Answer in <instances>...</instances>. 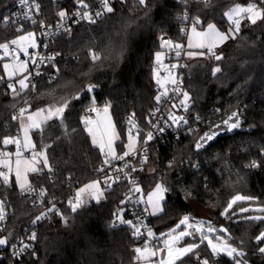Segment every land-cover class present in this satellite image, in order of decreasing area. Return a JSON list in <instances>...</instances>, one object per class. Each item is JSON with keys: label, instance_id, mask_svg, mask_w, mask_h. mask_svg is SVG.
<instances>
[{"label": "trees", "instance_id": "1", "mask_svg": "<svg viewBox=\"0 0 264 264\" xmlns=\"http://www.w3.org/2000/svg\"><path fill=\"white\" fill-rule=\"evenodd\" d=\"M14 1L0 0V43L16 36L10 27L2 24L7 8ZM62 1L56 5L54 0H39L48 21L56 18L62 6H72L76 0ZM252 2L255 0H212L210 7L197 2L192 7L191 20L199 17L200 27L213 23L225 30L228 20L224 13L236 4ZM112 8L113 12L103 14L96 23L80 25L57 40L55 47L62 60L56 79L47 81L43 76L33 93L23 92L15 98L13 94H0L2 138L18 134L19 124L12 116L16 108L28 107L24 100L29 101L30 110L34 111L54 103V96L80 92V99L73 100L64 113L67 133L55 119L44 126L43 135L33 132L37 150L52 144L48 156L53 171L42 176L32 174L30 183L32 187H45L48 196L59 205L60 213L39 226L32 254L14 260L9 255L10 247L6 246L0 248V264H130L133 261L132 248L136 242L131 227L126 223L118 228L112 225L116 213L123 215L125 221L129 218L122 205L124 188L106 191L102 201L86 202L76 211L67 203L74 189L95 178L102 161L100 150L93 146L85 131L83 113L90 106L102 105L110 107L120 128L127 115L135 116L142 124L146 122L156 104L158 80L153 64L160 51L159 39L163 33L175 40L181 38L184 0H147V7L136 0H118ZM243 21L234 38L219 48L217 55L222 59L214 56L188 60L184 90L189 96L191 114L200 117L203 124L193 137L165 145L153 143L149 165L140 175V184L144 194L157 182L169 189L166 214L151 218V228L159 238H165L161 234L168 233L184 216H191V203H195L213 210L215 226L227 227L230 242L244 252L238 259L245 264H264V254L258 250L264 247V242L258 243L255 239L264 230V222L243 219L248 215H264L254 211L264 207V22L258 20L253 25L245 18ZM90 52L98 53L100 59L93 63ZM216 68L220 71L214 74ZM0 77H5L2 61ZM69 81L71 85L62 86ZM89 84L99 88V92L84 94ZM233 112L240 113V127L228 132L227 127L221 126L217 139L203 155L197 154L196 139L222 124ZM6 150L13 152L14 147L7 146ZM226 154H229L227 158ZM195 156L205 160L198 171L184 165ZM169 160L174 161L171 168L167 165ZM226 160L228 168L224 166ZM252 162L259 167H249ZM226 170L228 176H220ZM236 195L254 199L237 203L224 217L222 213ZM0 200L11 212L9 227L37 215L14 180L8 187L0 183ZM241 208H250V211L241 213ZM198 250L202 258H210L205 244ZM187 264H197L195 256ZM217 264H234V259L220 256Z\"/></svg>", "mask_w": 264, "mask_h": 264}, {"label": "snow or ice", "instance_id": "2", "mask_svg": "<svg viewBox=\"0 0 264 264\" xmlns=\"http://www.w3.org/2000/svg\"><path fill=\"white\" fill-rule=\"evenodd\" d=\"M198 3L203 4L204 7H210L212 4V0H197ZM77 3V12L76 15L79 16L81 19H87L89 22L94 23L95 20L93 19L92 15L88 11H83L84 9L88 8V5L84 3V0H76ZM103 6L105 10L109 13L113 12L114 9L109 6L110 0H102ZM138 3L140 5H143L147 7V0H138ZM20 4L22 6H25L28 8V12H25L24 15L26 18L31 19L29 16V12L32 11L33 7L36 9V11H39V4L35 2V0H20ZM59 17L61 19H64L68 16L67 12L64 10H61L58 13ZM96 16H100L101 13L97 12L95 14ZM224 15L231 21L232 27H230L228 32H221L219 31L214 24L209 23L207 26V30L204 32H197L196 27L198 24L201 23V20L199 17L193 18V25H192V32L197 36L200 37V41L195 45L197 48H207L209 53H213V48L220 43H223L229 39H233L234 36L232 35L233 32L238 33L241 29L242 21L241 16L245 18V20L253 25L257 23V21L264 22V0H255V2L247 3L246 5H240L236 4L233 8H231L228 12L224 13ZM185 19L188 18L187 13H185ZM5 23L8 22L9 18H2ZM78 22V21H77ZM33 23L35 21L33 20ZM66 31L70 32V29H66ZM17 32L21 33L18 35L15 39H12L10 41H6L3 43H0V50L3 51V55L5 57L11 55L13 52H20L23 51L26 55L27 49L29 47H36L35 42V33L33 32H27L24 33L23 25H20L17 28ZM171 41H163L162 47L168 44H171ZM191 40L189 43V47H192ZM176 49H180L182 45L176 44L174 45ZM197 53L189 52V56L196 55ZM200 55H203L204 53H199ZM58 55V53L56 54ZM161 53H156L157 61H159ZM176 55L179 56L180 52L177 51ZM90 57L93 63L98 61L100 59V56L98 53L90 52ZM13 59H16V57H13ZM54 59V56L48 57V60L51 61ZM215 59L220 60L222 59L221 55H215ZM41 62H43V58H41ZM35 63V61H34ZM27 61L20 62L17 64H9L4 63L3 69L7 76L8 81H10L7 84V88L11 91L13 94V98L20 96L25 90H28L31 88L32 90H35L36 85L31 82L29 79L30 73L28 75H22L20 78L15 79L13 81V78L18 75V73H23L27 71L26 69ZM39 67V64H37V68ZM172 67H176V65H173ZM220 69L216 68L214 69L215 72H219ZM37 75H39V72H37ZM4 77H0V80H3ZM50 79H52L50 77ZM71 81L67 82V84L62 85L64 87H67L68 85H71ZM173 83H176L175 80H173ZM18 85V87H17ZM94 85H87L86 90L88 92H92L94 90ZM83 91V89L81 90ZM185 101L189 99L188 93H183ZM54 103H49L45 107L37 108L34 111H29L31 108V105L28 100H24V103L28 105V107H21L18 110V114H14L12 116L13 121H17L19 124V132L23 133V139H21L19 132L16 136H4L0 138V145L3 147H0V183L3 184V186L8 187L11 186V177L12 175L15 176V185L20 190L21 194L24 193H31L32 191H35V189L32 187L30 181L28 180V174L29 173H42V168L40 165L42 164L43 168H47L49 172H52V166L49 162V156H48V149L52 147V144H46L42 147V149L39 152L35 151V144L32 142L30 133L35 130L39 131L41 135H43L44 132V126L51 120H58L60 125L64 128L65 133H67V127L64 125V113L65 111L70 107V104L73 100H79L80 99V92H77L75 95L66 96V95H60V96H54ZM156 99L159 101L160 97H156ZM108 107L106 106L104 108L105 118L106 122H94L90 117L84 118L82 122L86 125L85 131L88 132L89 136L92 138V144L93 146H98L100 149V152L102 155H104L105 159L103 163L105 165L109 164L111 160H124L125 157L129 156L130 154H136L137 153V139L136 137H133L131 134L132 129L129 128V136H128V143L125 145V147L128 149V151H125L123 155H117L115 148L113 147L114 140L118 139L119 137L116 135L114 130V125L111 122L110 117L107 116L108 113ZM186 107V105H185ZM90 111H96L95 107H91L89 109ZM27 113V116L25 117V114ZM240 113L239 112H233L226 120L223 121L224 125H227L228 130L236 129L240 127L241 121H240ZM168 120L172 122V124L179 125L181 122L184 124H187L188 121L184 117H176L173 114H169ZM199 119V117H197ZM133 117L129 118V123L132 124ZM96 124V127L93 128L91 125ZM151 124V121H149ZM167 123V121H165ZM102 125V126H101ZM132 127H135L134 124H132ZM153 128H156L158 132L163 133L164 127H158L157 125L153 124ZM221 127V125H215L208 132H205L203 136L199 138V140L195 143V148L200 149L203 148L206 143L213 140L214 137L218 134V129ZM72 131H75L73 129ZM189 131H195L194 129H189ZM137 136H139V133H137ZM57 140L59 137L56 138ZM154 136L151 131L147 133L146 138L144 139V143L147 144L149 141L153 140ZM55 143V141H53ZM14 145L15 146V152L8 151L7 146ZM25 150L32 151V157L31 159L22 158V153ZM148 161V155L147 150L145 149L142 153V160L141 164H145ZM169 167H173V164H169ZM249 167H259L256 162H252ZM124 168H129V164L125 163ZM140 170H143L142 168ZM98 171H105L104 168L98 169ZM116 172L124 171V169L118 168L115 169ZM137 171L136 168L132 167L130 168V172ZM129 173H125V176L127 177L130 175ZM153 172H155V169H153ZM120 178L119 176L116 177L115 180L112 179L111 175H106L104 179V184L107 185L109 188L111 187V184L109 181H112L115 183ZM131 183L135 184V180H132ZM93 189V193L91 198L95 199L97 202H99L100 198L104 195V191L100 187V181L94 180L89 184L84 185L83 188L79 189L76 193V196L74 198V201H69V204L73 211H76L78 208H80L82 205L86 203V201L82 198L81 194L85 191ZM134 191L139 192L141 189L139 187H135ZM169 189L162 183H157L155 185V188L152 192L148 193L147 197V205L151 208V215H161V218L163 214L165 213V193H167ZM44 195V190L41 189V196ZM254 197L251 196H241L236 195L232 197V199L228 202L227 208H225L222 215H226L228 213V210L232 208L233 204H235L237 201H248L253 200ZM123 203V201H122ZM55 209V206L53 205L52 209H49V211H53ZM147 211V209H145ZM248 208H241V213L248 212ZM257 213H264V207H260L254 210ZM232 215H236V213H233ZM46 216V213H42L40 216L35 217V219L32 221L33 224H35L37 221L41 220ZM6 218L5 213V202L0 200V222H3ZM188 216H184L180 222L176 225V228L171 229L168 233L161 234L162 236H167L166 239H163L162 247H156L151 245L149 242H145L144 246L137 247L134 249L136 253V259L137 264H140L141 261L144 262V264H187L188 260H191L193 256H195V259L197 261V264H209V260L207 258H202L198 253H196V249L199 248L198 243H188L184 246L177 247V242L182 239L185 236L191 235L188 231H180L178 235H174L176 232V229H179L181 225H185L188 228H191L192 225L188 223L189 221ZM243 219L247 221H254V222H264V215H248L243 217ZM122 223H129L131 224V221H121ZM200 225H203L204 221H198L197 222ZM197 232L200 233V241L201 243L204 240L208 241V247L211 249V252L213 255H220L221 253H224L230 257H233L234 264H245L244 261L241 259H238V257H242L244 255V252L237 247H234L232 244L228 243L224 240L222 236L217 235L215 239L218 241V243H213L212 239L209 238V236L205 235L202 228L197 227L195 229ZM208 232H227L226 228H220L215 229L209 226ZM140 233V230L138 228L135 229L134 235H137ZM149 238H153L155 234L149 229L147 233ZM29 240H36L37 234L35 232H32L31 235L28 237ZM256 241L258 243L264 242V230L260 231L259 234L256 236ZM9 244V238L0 236V246H5ZM11 247L14 249L13 255L17 258H21L23 253L29 249L30 245L24 244L19 249L16 248V245H11ZM259 252L264 254V247H259ZM159 258L156 259V257ZM187 258V259H186Z\"/></svg>", "mask_w": 264, "mask_h": 264}, {"label": "built area", "instance_id": "3", "mask_svg": "<svg viewBox=\"0 0 264 264\" xmlns=\"http://www.w3.org/2000/svg\"><path fill=\"white\" fill-rule=\"evenodd\" d=\"M117 1L118 0H110L109 6L112 7V5ZM35 2L39 4V11L37 12L36 9L33 7L32 11L29 12V16L31 17V19H28L24 15L25 12H28V8L22 6L20 4V0H15L12 5L7 8V14L3 17L9 18L8 22L5 23L2 19V24L7 27H10L16 36L21 34L17 32V28L20 25H23L24 33H35L34 39L36 42V47H29L27 49L28 54H25V56H22L20 52H13L11 53V55L5 57L3 55V51L0 50V57L9 60L12 63L19 62L22 59H25L28 65V71L25 75H28L29 73L31 74L29 76V79L33 84L36 85L37 88V85L43 76L46 77L47 81H53L59 74L62 57L55 46L57 40L62 35L68 32L66 31V29H70L71 31L72 29L80 25L94 24L99 18L102 17L103 14L107 13V11L103 6L102 0H84V3L88 5V8L84 9L83 11H88L95 20L94 23H91L87 19H81L79 16L76 15L77 3L75 1L72 6H62L57 11L56 18L53 21H48L43 14L42 5L39 0H35ZM62 2V0H54V4L56 5ZM136 2L138 3V0H136ZM195 3H197V0H184V11L180 17L181 22L183 24V27L180 32L181 38L179 40H175L167 33L161 34L159 39V46L161 51L164 53V61L162 64H153V71L155 72V74H158L160 78H166L169 76L173 80H175L176 83H173V81L168 82L166 83L164 88H161L159 84L157 85L156 95L157 97L159 96L160 99L159 101L156 99V104L144 124H142L140 120L133 115H127L122 121V126L126 129L128 135L129 128H131L132 136L136 137L137 139V153L130 154L129 156L125 157L124 160H111V162L107 165L103 163L105 157L104 155H102V161L99 167L97 168V171L95 172L94 179L100 180L102 188L105 191H113L118 187L124 188L122 205L124 206V210L129 215L127 221H131V224H126H129L133 233L135 232L136 228L140 230V233L135 235L136 243L132 248L134 254V249L137 247L142 248L145 242H149L151 245L156 247L163 246V240L159 238L154 232V230L151 228L150 223L152 216L148 210L147 204L145 202V194L140 184V175L144 171V169L149 165L151 156V145L156 142L160 143L161 145H165L173 141L177 142L181 141L182 139L193 137L201 129V125L203 124V121L200 117L199 119H197V115L191 114V104L189 101H185L183 95V93L185 92V70L187 62L189 60L187 58L188 49L185 38L187 36L188 30L193 25V21L191 20V10ZM61 10L66 11L68 14V16L64 19H61L58 15ZM97 12H100L101 15L96 16L95 14ZM185 13H187L188 16L187 19L184 18ZM33 20L35 21V23H33ZM163 41H171L172 43L162 47L161 45ZM176 44L182 45V47L180 49H176L174 47V45ZM177 51L180 52L179 56L176 55ZM212 51L215 55H217L219 52V48H215ZM57 53L58 55H56ZM215 55L209 53L208 50H206L204 57L212 58ZM50 56H54V59L51 61L48 60V57ZM13 57H16V59H13ZM41 58H43V62H41ZM37 64H39L38 68ZM173 65H176V67H172ZM37 72H39V75H37ZM50 77L52 79H50ZM18 78L20 77H15L13 81ZM9 82L10 81H8L6 77H4L3 80H0V94H12L11 91L7 88V84ZM35 90L29 88L24 92L33 93ZM27 99H29V97H27ZM91 107H95L96 111H90L89 109ZM103 108L104 106L102 105L90 106L84 111L83 119L90 117L94 122H96V116L103 111ZM19 109L20 108H16L13 111V115L18 114ZM170 113L176 117H184L188 121V123L184 124L181 122L179 125L172 124V122L167 119ZM130 117H133L132 124H134L135 127H132V124L129 123ZM149 121H151V124L149 123ZM165 121H167V123H165ZM153 124L157 125L158 127H164V132H158L156 128L152 127ZM95 125L96 124L94 123L93 126ZM189 129H194L195 131H189ZM149 131L153 133L154 139L145 144L143 141ZM137 133H139V136H137ZM10 146L15 147L14 145H9V147ZM145 149L147 150L148 161L145 164H141L142 153ZM118 155H123V153H119ZM24 156L29 158L31 154L29 152H24ZM125 163L129 164V168H124ZM170 163L173 164L174 161L169 160L167 162V165L169 166ZM204 163L205 160L202 157L195 156L189 158L184 165L186 167H190L194 171H198L203 167ZM40 167L42 168V173H39V175L42 176L49 172L48 170H45L43 166ZM132 167L136 168L137 171L130 172V168ZM100 168H104L105 171H98V169ZM118 168L124 169V171L116 172L115 169ZM141 168L143 170H140ZM129 172L130 175L126 177L125 173ZM106 175H111L113 180H115L117 176H119L120 179L115 183L109 181V183L111 184V187L109 188L107 185L104 184V179ZM179 177L182 176L180 175ZM132 180H135L136 183H131ZM135 187H139L141 191H134ZM33 188L35 189V191H32L31 193H24L22 194V196L25 197V199L31 204L32 208L36 211V217L40 216L42 213H46V216H44V218H42L41 220L37 221L35 224L32 223V221L35 219L34 218L32 220H26L9 227L8 218L11 212L7 211L5 205L6 218L3 222H0V234H2L3 237L9 238V244L5 246H0V248L9 246V255L14 260H22L24 257L34 252L39 237V226L43 222L52 221L54 216L60 213L59 205L48 196V191L45 187L33 186ZM41 189L44 190L43 196H41ZM76 191L77 189H74L68 196V204L69 201H74ZM53 205L55 206V209L53 211H49V209L53 208ZM145 209H147V211ZM121 221H125L123 215L116 213L112 221L113 227L118 228L120 225L125 224ZM188 223L192 225L191 228L185 226L186 230L191 233V235H189L190 240L198 243L200 246L204 245V241L202 243L200 241V233L195 230L196 223L194 221H188ZM149 229L155 234L153 238H149L147 235ZM32 232H35L37 234L36 240L28 239ZM24 244L30 245L29 249L23 253L21 258L15 257L13 255L14 249L11 247V245H16V248L19 249ZM158 258L159 255L157 259ZM207 259L209 260V264H217L220 260V255H213L212 253H210V258Z\"/></svg>", "mask_w": 264, "mask_h": 264}, {"label": "rangeland", "instance_id": "4", "mask_svg": "<svg viewBox=\"0 0 264 264\" xmlns=\"http://www.w3.org/2000/svg\"><path fill=\"white\" fill-rule=\"evenodd\" d=\"M226 19L228 20V26L226 27V29L225 30H222V29H220L216 24H214L215 26H216V28L219 30V31H221V32H228L229 31V29H230V27H231V21L226 17ZM243 19H244V17L243 16H241V21H243ZM244 22V21H243ZM213 24V23H212ZM208 26V25H207ZM207 26H205L204 28H202V27H200V24H198L197 25V27H196V31L197 32H204V31H206L207 30ZM235 32H233L232 33V35L233 36H235ZM17 36H15L13 39H15ZM200 37H197L193 32H192V27L188 30V33H187V36H186V38H185V40H186V44H187V49H188V52H187V58L190 60V59H194V58H199V57H204L205 56V51L207 50V48L205 47V48H197V47H195V45L200 41ZM190 40H191V44L193 45L192 47H189V43H190ZM228 41V40H227ZM227 41H225V42H223V43H220V44H217L213 49H215V48H220V47H222V45H224V43H226ZM159 53H161V55H160V58H159V61H157V58H155V63H157V64H162L163 63V61H164V53L161 51V49H160V46H159ZM189 52H193V53H197L196 55H193V56H189L188 55V53ZM199 53H204L203 55H200ZM20 54L22 55V56H25V53L23 52V51H20ZM0 61H2V65L4 64V63H9L10 65L11 64H17V63H20V62H24L25 61V59H22L21 61H19V62H15V63H12L11 61H9V60H7V59H4V58H2V57H0ZM26 69H27V71H28V65L26 64ZM4 70V69H3ZM27 71H25V72H23V73H18V77H20V76H22V75H25L26 73H27ZM4 76L7 78V76H6V74H5V72H4ZM16 76V77H17ZM15 78V77H14ZM13 78V79H14ZM156 78H157V82H158V84L160 85V87L161 88H164V86L166 85V83H168V82H172L173 81V79L171 78V77H166V78H160L159 76H158V74H156ZM187 101H189L190 102V100L188 99ZM106 106H104V108H105ZM104 108H103V110H104ZM29 111H31L30 109H29ZM27 116V113L25 114V117ZM107 116L108 117H110V119H111V122H112V124L115 126L114 127V130H115V133H116V135L119 137L118 139H115L114 140V144H113V147L115 148V151H116V153H117V155L119 154V153H124L125 151H128V149L125 147V145L128 143V133H127V131H126V129L123 127V128H120V127H118L117 125H116V123H115V121H114V119H113V116H112V113H111V109H110V107H108V113H107ZM97 121H99V122H106V118H105V113H104V111H102V112H100L97 116H96V122ZM85 125V124H84ZM93 128H95L96 127V125L95 126H93V125H91ZM102 126V125H101ZM85 127H86V125H85ZM35 130H33L31 133H30V136H31V139H32V142L34 143V140H33V132H34ZM88 133V132H87ZM20 137H21V139H23V133L22 132H20ZM91 137V136H90ZM91 141H92V138H91ZM35 144V143H34ZM94 147H96V148H98L99 149V147L98 146H94ZM100 150V149H99ZM35 151L36 152H39L40 150H37L36 149V146H35ZM13 152H15V147H14V151ZM24 152H29L30 154H31V156L29 157V158H27V157H25L24 156ZM23 153H22V158H26V159H31V157H32V151H29V150H25ZM204 153V152H203ZM203 153H201L200 155H203ZM227 155H229V154H226L225 155V158H227ZM228 165H229V161L228 160H226V161H224V166L226 167V168H228ZM40 166H42V164L40 165ZM45 170H48L47 168H44ZM32 174H34V173H29L28 174V180L30 181V176L32 175ZM220 176H225V177H227L228 176V170H226V171H224V172H222V173H220ZM11 180H14V182H15V176L14 175H12V177H11ZM94 180H99V179H93L92 181H94ZM92 181H90V182H88V183H86V184H89V183H91ZM100 181V180H99ZM157 183H161V182H157ZM156 183V184H157ZM85 184V185H86ZM84 187V185L83 186H81L80 188H78L77 189V191L79 190V189H81V188H83ZM100 187H101V189L104 191V193L106 192L103 188H102V185H101V183H100ZM154 188H155V186H154ZM154 188H152L151 190H149L148 192H146L145 193V202L147 201V197H148V193H150V192H152L153 190H154ZM77 191H76V193H77ZM93 189H89V190H87V191H85L84 193H82L81 194V196H82V198L86 201V202H96V203H98L95 199H92L91 198V196H92V193H93ZM103 197H104V195L100 198V200H99V202L100 201H102V199H103ZM165 201H166V193H165ZM240 202H242V201H237L235 204H233V206H232V208L231 209H229L228 210V213L230 212V211H232L234 208H235V206L237 205V203H240ZM147 204V203H146ZM192 204V206H193V213L191 214V216H188L190 219H189V221H194L195 223H196V228L197 227H200V228H202L203 229V231H204V233H205V235H207V236H209V238H211L212 239V241H213V243H218V241L215 239V237L217 236V235H219V236H222L223 238H224V240L225 241H227L228 243H230V244H232L234 247H236L233 243H231L230 242V240H229V232H228V229H227V227L225 226V225H221V226H215L214 224H213V221H212V214H213V210L211 209V208H209V207H205V206H202V205H199V204H195V203H191ZM147 207H148V210H149V212L151 213V208L147 205ZM227 208V207H226ZM251 210H253V209H251ZM249 211H250V208H249ZM248 211V212H249ZM152 217H155V216H159V215H151ZM224 217H225V215H223ZM198 221H204V222H206V223H204L203 225H200V224H198L197 222ZM209 226H211L212 228H215V229H220V228H226L227 229V232H223V233H221V232H212V233H209L208 232V228H209ZM174 228H176V226L174 227ZM173 228V229H174ZM180 231H187L186 230V228H185V225H181L180 226V228L179 229H176V232L174 233V235H178L179 234V232ZM167 238V236L164 238V237H161V239L163 240V239H166ZM194 241H191L190 240V238H189V235L188 236H185V237H183L182 239H180L178 242H177V244H176V246L177 247H181V246H184V245H186V244H188V243H193ZM196 243V242H195ZM204 244L206 245V247H207V250L210 252V253H212L211 252V249L208 247V241L207 240H204ZM200 247V246H199ZM196 251V253H200L199 252V250H198V248L195 250ZM132 255H133V261H132V263H130V264H137V259H136V255L134 254V252H133V250H132ZM220 256H227L228 258H232V257H230V256H228V255H226V254H224V253H221L220 254ZM156 259H157V257H156ZM140 264H144V262L143 261H141L140 262Z\"/></svg>", "mask_w": 264, "mask_h": 264}, {"label": "water", "instance_id": "5", "mask_svg": "<svg viewBox=\"0 0 264 264\" xmlns=\"http://www.w3.org/2000/svg\"><path fill=\"white\" fill-rule=\"evenodd\" d=\"M97 92H99V88H94V90L92 91V92H88L87 90H86V92L84 93V94H86V93H97ZM83 94V95H84ZM82 95V96H83ZM221 126H225V127H227V125H224L223 123L222 124H220ZM238 128H236V129H232V130H228V127H227V130H228V132H230V131H235V130H237ZM208 132V131H207ZM204 134H202L201 136H203ZM200 136V137H201ZM219 136V134H217L215 137H214V139L213 140H211V141H209L208 143H206L205 145H204V147L203 148H200V149H196L195 148V143H196V141L197 140H199V138L200 137H198L197 139H196V141H195V143H194V151L197 153V154H200V153H202V152H204L216 139H217V137Z\"/></svg>", "mask_w": 264, "mask_h": 264}, {"label": "crops", "instance_id": "6", "mask_svg": "<svg viewBox=\"0 0 264 264\" xmlns=\"http://www.w3.org/2000/svg\"><path fill=\"white\" fill-rule=\"evenodd\" d=\"M135 255H136V253H135Z\"/></svg>", "mask_w": 264, "mask_h": 264}]
</instances>
